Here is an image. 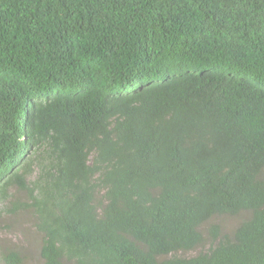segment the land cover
<instances>
[{
	"label": "trees",
	"instance_id": "trees-1",
	"mask_svg": "<svg viewBox=\"0 0 264 264\" xmlns=\"http://www.w3.org/2000/svg\"><path fill=\"white\" fill-rule=\"evenodd\" d=\"M9 213L37 264H264V0H0Z\"/></svg>",
	"mask_w": 264,
	"mask_h": 264
},
{
	"label": "rangeland",
	"instance_id": "rangeland-1",
	"mask_svg": "<svg viewBox=\"0 0 264 264\" xmlns=\"http://www.w3.org/2000/svg\"><path fill=\"white\" fill-rule=\"evenodd\" d=\"M15 219V216L10 213L0 215V244L11 242L17 244L18 247H26L23 250L25 251L23 264H37L36 259L38 260V256L35 249L37 243L32 239V236H36L16 232L19 224L15 223ZM25 226H29V224L25 222ZM183 255H187V253H183Z\"/></svg>",
	"mask_w": 264,
	"mask_h": 264
}]
</instances>
